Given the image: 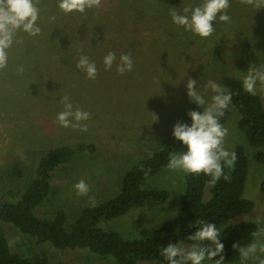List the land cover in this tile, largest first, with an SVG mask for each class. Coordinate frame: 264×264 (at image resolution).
Instances as JSON below:
<instances>
[{"label": "rangeland", "instance_id": "obj_1", "mask_svg": "<svg viewBox=\"0 0 264 264\" xmlns=\"http://www.w3.org/2000/svg\"><path fill=\"white\" fill-rule=\"evenodd\" d=\"M187 3L200 0H102L99 9L65 15L57 0H42L37 23L42 32L31 37L18 33L22 43L9 50L8 64L0 70V194L15 201L33 177L41 151L57 145L91 141L93 152H78L60 165L51 179V190L35 209L39 217H50L58 208L70 225L79 211L118 190L123 170L148 156L170 134L182 110L192 101L187 95L189 78L196 79L197 91L206 101L213 95L205 89L208 80L219 84L222 75L242 79L249 66L264 65V7L230 0V23L213 22L214 33L201 39L172 22L170 9L180 11ZM50 16H55L53 22ZM114 52L130 54L131 71L120 75L114 63L105 70L104 56ZM81 55L96 63L97 76L88 79L76 64ZM23 67V74L16 69ZM264 107V94L259 91ZM65 95L73 107L92 114L82 121L87 131L62 127L56 116L63 111ZM157 117V119H156ZM235 111L222 125L228 129L224 146L230 152L243 145L248 153L243 196L253 207L237 220H250L257 233L264 230V195L259 188L264 164L251 158L261 149L251 146L236 125ZM156 119V120H155ZM19 173V174H18ZM183 173L166 169L146 180L147 187L165 188L162 204L135 207L123 215L101 221L104 229L119 231L126 238L145 237L161 222L172 217L184 190ZM84 180L90 191L78 196L74 184ZM10 246L19 253L25 248L48 256L47 264H117L112 257L90 251L56 249L37 243L10 223L0 220ZM256 237L253 238V240ZM260 239L264 242V236ZM252 240V241H253ZM251 241V242H252ZM182 247L189 243L178 241ZM264 258V254H260ZM215 260V259H214ZM138 264H164L140 260ZM202 264H212L205 260ZM224 264H258L248 260Z\"/></svg>", "mask_w": 264, "mask_h": 264}, {"label": "trees", "instance_id": "obj_2", "mask_svg": "<svg viewBox=\"0 0 264 264\" xmlns=\"http://www.w3.org/2000/svg\"><path fill=\"white\" fill-rule=\"evenodd\" d=\"M219 84L233 93L232 102L220 122L225 123L237 111L238 129L245 134L251 146L260 147L264 144V107L259 95L244 92L242 79L236 76L222 75ZM190 110H198L193 101L183 108L177 122L190 124ZM199 110L203 111V108ZM172 133L173 130L162 138L159 146L148 156L123 170L117 191L97 203L85 205L70 225L66 224L62 208L56 209L50 217L37 216L35 209L49 194L56 169L68 163L75 153L93 152L96 145L91 141H78L57 145L48 152L42 150L33 177L20 196L15 201H7L0 194V220L12 223L21 234L34 238L37 243L48 242L56 249L90 251L112 257L117 264H138L140 260H157L167 264L160 255L161 248L178 241L191 244L187 237L196 230L195 222L203 220L221 229L224 261L241 260L233 245L249 244L254 238L253 233H257V225L250 220H237L253 207L252 201L243 196L248 153L240 144L233 148L236 155L234 167L224 169L227 179L221 177L211 184L210 177L204 174L183 173L184 190L175 214L163 220L149 235L126 238L117 230H107L101 226V221L123 215L131 208L152 207L166 201L168 191L165 188L147 187L145 182L168 169L166 165L170 152L186 151ZM251 158L264 164V151L255 150ZM259 188L264 195V179ZM29 249L25 248L24 253L15 251L0 228V264H47L48 256L32 254L33 251ZM213 259H219V256Z\"/></svg>", "mask_w": 264, "mask_h": 264}, {"label": "clouds", "instance_id": "obj_3", "mask_svg": "<svg viewBox=\"0 0 264 264\" xmlns=\"http://www.w3.org/2000/svg\"><path fill=\"white\" fill-rule=\"evenodd\" d=\"M42 0H0V70L7 67L9 50L14 44L22 43L17 39L18 33H26L31 37L38 36L42 29L37 21L40 18ZM242 5L252 6L255 11L264 7V0H239ZM102 0H57V7L65 15L79 12L86 13L87 10L99 9ZM230 0H200L193 5L187 3L178 11L175 7L170 9L172 22L177 28L199 36L201 39L210 37L215 28L213 22L219 19L221 22L230 23L228 15ZM55 16H50L49 21H55ZM116 64V72L123 75L133 68V60L130 54H121L119 62L114 52L109 51L103 58L105 70H110ZM77 69L86 74L88 79H95L98 72L96 63L88 56L81 55L76 64ZM18 74H23V67L16 69ZM198 81L189 78L186 84L187 95L197 105L198 110H190L188 116L191 123L177 122L173 126V136L176 141L182 142L186 151L176 153L170 152L166 167L177 170L187 175L204 174L210 177L209 183L215 184L221 177L227 179L225 167H234L236 155L224 146L228 129L220 122L232 102L233 93L213 80H208L205 89L213 93L210 101H206L204 95L197 91ZM259 91L264 94V65L251 64L242 77V88L244 92L256 95ZM60 102L63 111L56 116V121L62 127H72L80 131H87V125L82 121L91 119L92 114L79 107L74 108L70 97L65 95ZM203 108V111L199 109ZM157 119V117H156ZM155 119V120H156ZM78 196L87 195L90 191L88 184L80 180L74 184ZM196 230L188 235L192 243L182 247L176 243H169L162 247L160 255L167 264H202L205 260L212 264H224V244L220 239V228L214 223L203 220L195 222ZM191 226V225H190ZM256 237L246 246L234 244L242 261L254 260L258 264H264V242L260 239L264 236V230L253 233ZM214 246V247H213ZM219 256V259H213Z\"/></svg>", "mask_w": 264, "mask_h": 264}]
</instances>
